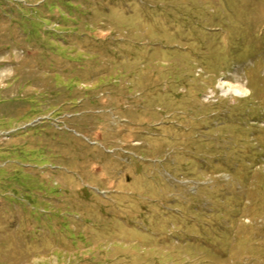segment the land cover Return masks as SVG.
<instances>
[{"label": "rangeland", "instance_id": "rangeland-1", "mask_svg": "<svg viewBox=\"0 0 264 264\" xmlns=\"http://www.w3.org/2000/svg\"><path fill=\"white\" fill-rule=\"evenodd\" d=\"M0 264H264V0H0Z\"/></svg>", "mask_w": 264, "mask_h": 264}, {"label": "clouds", "instance_id": "clouds-1", "mask_svg": "<svg viewBox=\"0 0 264 264\" xmlns=\"http://www.w3.org/2000/svg\"><path fill=\"white\" fill-rule=\"evenodd\" d=\"M225 85V90L222 92V96L230 101L235 98H243L251 94V90L245 85L239 83H230L227 81L223 82ZM231 93V96H229Z\"/></svg>", "mask_w": 264, "mask_h": 264}]
</instances>
